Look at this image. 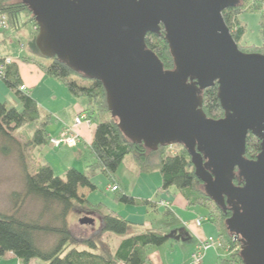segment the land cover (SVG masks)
Returning <instances> with one entry per match:
<instances>
[{
    "label": "water",
    "instance_id": "1",
    "mask_svg": "<svg viewBox=\"0 0 264 264\" xmlns=\"http://www.w3.org/2000/svg\"><path fill=\"white\" fill-rule=\"evenodd\" d=\"M23 1L39 25V51L100 79L130 139L154 149L184 144L206 192L232 209L227 223L240 237L244 264H264V53L241 50L224 19L239 0ZM161 25L172 68L146 43ZM216 81L219 118L202 108L203 90ZM249 132L261 139L252 158ZM167 235L189 237L177 228Z\"/></svg>",
    "mask_w": 264,
    "mask_h": 264
},
{
    "label": "trees",
    "instance_id": "2",
    "mask_svg": "<svg viewBox=\"0 0 264 264\" xmlns=\"http://www.w3.org/2000/svg\"><path fill=\"white\" fill-rule=\"evenodd\" d=\"M247 9L260 13V44L242 43L247 22L240 17V13ZM2 16L6 26L3 27L0 20V42L12 40L13 34L29 22L39 29L33 11L23 0H0V17ZM223 16L241 50L264 53V0H239L235 5L226 7ZM146 43L157 53L166 68L174 66L163 25L159 32L150 31L146 34ZM39 54L45 56L40 51ZM5 58L7 57H0V62ZM48 58L50 61L42 64L43 71L63 82L72 95L85 96L87 106L84 111L97 118L90 141L95 159L89 164V168L92 171L100 169L111 176L125 157L130 155L134 165L131 168L137 172L160 170L161 190L174 185L184 195L188 205L207 207L208 219L215 225L221 241L220 248L226 251V255L220 257L219 264H244L240 237L235 236L227 223L232 209L213 200L206 192L203 180L196 174L191 153L184 144L172 142L160 144L154 149L144 142L130 139L112 116L106 88L100 79L85 76L57 57ZM0 77L20 103L8 105L6 101L0 100V152L15 157L22 177L21 188L9 193V207L0 209V257L12 252L21 264H30L33 258L42 259L44 264L149 262V252L153 246H159L170 238L161 228H147L123 236L115 248L102 241L100 243L97 236L76 234L70 225L69 215L73 210L85 212L89 202L85 191L94 190L96 184L87 172L74 166L68 167L63 177L55 172L50 162L36 159L32 151L50 143L52 135L47 130L50 113L44 112L30 88L23 82L16 60L12 59L5 65ZM22 84H25L26 89L21 88ZM202 108L208 116L214 118L224 115L217 81L203 90ZM19 133H23L25 138L21 139ZM171 145H179L181 148L173 151ZM260 149L261 139L249 132L245 155L255 157ZM119 188L118 185V189L114 190L119 191ZM116 198L126 203L150 201L123 191L118 192ZM30 200H35L34 205H28ZM166 212L171 211L168 209ZM129 226V220L114 210L102 217V232L125 235Z\"/></svg>",
    "mask_w": 264,
    "mask_h": 264
},
{
    "label": "rangeland",
    "instance_id": "3",
    "mask_svg": "<svg viewBox=\"0 0 264 264\" xmlns=\"http://www.w3.org/2000/svg\"><path fill=\"white\" fill-rule=\"evenodd\" d=\"M240 17L247 22V29L243 35L242 43L260 44V13L247 9L240 13ZM36 27L32 22H29L19 32L13 34L12 40L1 41L0 57H11L18 62L23 82L30 88L33 97L37 99L44 112L50 113L47 130L52 136H58L65 125H72L75 116L82 114L87 106V98L85 96L72 95L63 82L47 75L43 71L42 64L48 63L50 58L39 54V48L36 44V36L39 29ZM0 100L6 101L8 105L20 104L13 91L1 77ZM88 114L90 115V113ZM91 119V126L85 121L75 127V131L80 134V140L76 145L69 146L62 144L53 147L50 143H46L32 151V153H35L38 161L50 162L57 174L64 177L66 169L74 166L79 170L87 172L91 180L96 184V188L88 196L89 202L86 204L85 212L73 210L69 215L70 225L73 226L76 234L80 236H97L100 243L102 241L107 246L114 248L120 237L144 231L147 228H161L167 233L170 232L174 228L170 229L171 225L181 220V218L179 219L175 215L176 212L186 209L184 195L174 185L170 186L167 190L160 189L162 184L160 170L137 172L131 168L133 161L130 155L125 157L116 172L111 176L100 169L92 171L89 168V164L94 161L95 156L90 148V141L97 118L91 117ZM18 136L21 139L25 138L23 133H19ZM170 148L174 151L180 149L181 146L171 145ZM17 165L18 163L14 156H6L0 152V209L2 210L8 208L10 205L9 193L11 190L21 188L22 186V177ZM113 183H117L120 186L119 191L111 189ZM120 191L150 201L145 203H126L116 198V194ZM162 200L164 203H167H161ZM34 201L30 200L28 205H34ZM169 206L173 211L172 213L166 212ZM192 206L200 210V212H196V215L202 219L204 226L206 222L211 223L208 216H206L208 212L206 206ZM110 210L116 211L129 220V230L125 235L106 231L102 232V217ZM86 216L92 218L93 221L82 222V218ZM185 218H182L184 221L178 224H183V226L190 224V221H186ZM214 234H217L215 228ZM191 241L182 240L178 244L179 251L183 252L191 244ZM172 243V241H168L161 246H153V248L158 250V247H161L160 249L162 250L160 251L162 255H166L168 259L169 257L173 258L174 254H170L173 248ZM213 251L214 249L207 250L208 253H212ZM219 251L221 252V250ZM225 255L226 253L223 252L222 256ZM179 261L181 260L179 259ZM0 264H20V260L16 255L7 254L0 257ZM31 264H44V261L40 258H33Z\"/></svg>",
    "mask_w": 264,
    "mask_h": 264
},
{
    "label": "crops",
    "instance_id": "4",
    "mask_svg": "<svg viewBox=\"0 0 264 264\" xmlns=\"http://www.w3.org/2000/svg\"><path fill=\"white\" fill-rule=\"evenodd\" d=\"M132 166L134 167V165H132ZM90 192L91 191H88V190L85 191L86 195H88V196H89ZM170 205H172V204H170ZM185 205H186L185 206L186 209L184 211H181V210L177 211L175 215L178 216L179 219L181 218V220L179 222L184 221V219H182V218L186 217L185 218L186 221H190V224H188L187 226H183V224H178L179 222L173 223L171 225L170 229H172L174 227L177 229H182V232H188L189 237L187 236L186 240H192L191 244H189L187 246V248H185L183 250V252H180L178 249V244H180V242H182L183 239L176 238V237L169 238L166 242H168V241L173 242L172 243L173 248L171 249V252H170L171 255L174 254L173 258L169 257V259H168V257L166 255H165L166 256V258H165V256L161 254V251H160V250H162V249H160L161 247H158L159 248L158 250L152 248L149 252V257H150L149 262H147L145 264H190L192 261V252L195 248V245L202 238L208 237V236L218 237L217 234L216 235L214 234V228L216 229V227L210 220L209 221L211 223L206 222L205 226L203 225L204 222H201L200 225H198L196 223V219L198 218V216L196 215V212L198 213V212H200V210L195 209L194 206H192V205H188L187 202ZM190 206H192V207H190ZM167 208L171 212H173L172 209L170 208V206ZM206 216H207V214H206ZM189 218H190V220H189ZM212 224L214 225V227ZM216 231H217V229H216ZM120 240H121V237L117 240V243L115 244L114 248L117 246V244L119 243ZM163 244H161V245H163ZM209 249H214V251L212 253H208L207 250H209ZM209 249L206 250L200 264H219L220 257L222 256L223 252L226 253V251L222 250L220 247H210ZM219 250H221V252ZM7 254L10 255V254H12V252H8ZM217 255H218V259H217ZM179 259L181 261H179Z\"/></svg>",
    "mask_w": 264,
    "mask_h": 264
},
{
    "label": "built area",
    "instance_id": "5",
    "mask_svg": "<svg viewBox=\"0 0 264 264\" xmlns=\"http://www.w3.org/2000/svg\"><path fill=\"white\" fill-rule=\"evenodd\" d=\"M0 20H1V24L3 25V27H5L6 21L4 19V16L0 17ZM11 60H12L11 57H7L5 58L3 62L2 61L0 62V74L3 72L5 65L11 62ZM21 88L26 89L25 84H22ZM85 121L88 123L89 126H91L92 119L87 112L83 111L82 114H77L75 116V119L72 125H65L62 128L58 136L50 137V144L53 147H57L62 144H67L69 146H73L77 144L78 141L80 140V134L75 131V127ZM111 189L112 190L118 189V184L113 183L111 185ZM161 203L165 204L167 202L164 203V201L162 200ZM201 222H202V219L198 218L197 223L200 224ZM220 245H221V241L219 237L208 236V237L202 238L195 245V248L192 252V261H191L192 264H200L207 249H209L210 247H219Z\"/></svg>",
    "mask_w": 264,
    "mask_h": 264
},
{
    "label": "flooded vegetation",
    "instance_id": "6",
    "mask_svg": "<svg viewBox=\"0 0 264 264\" xmlns=\"http://www.w3.org/2000/svg\"><path fill=\"white\" fill-rule=\"evenodd\" d=\"M236 182H237V180H236Z\"/></svg>",
    "mask_w": 264,
    "mask_h": 264
}]
</instances>
